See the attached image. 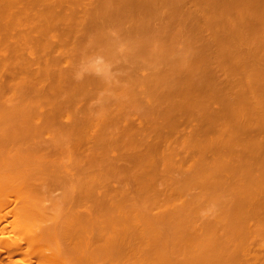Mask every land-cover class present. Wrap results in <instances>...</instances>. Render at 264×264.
<instances>
[{
    "label": "bare ground",
    "instance_id": "1",
    "mask_svg": "<svg viewBox=\"0 0 264 264\" xmlns=\"http://www.w3.org/2000/svg\"><path fill=\"white\" fill-rule=\"evenodd\" d=\"M0 264H264V0H0Z\"/></svg>",
    "mask_w": 264,
    "mask_h": 264
}]
</instances>
